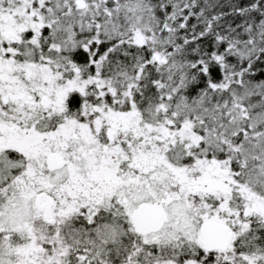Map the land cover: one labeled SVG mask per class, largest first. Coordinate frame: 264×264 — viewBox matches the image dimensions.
<instances>
[{"label":"snow or ice","instance_id":"6c2138e0","mask_svg":"<svg viewBox=\"0 0 264 264\" xmlns=\"http://www.w3.org/2000/svg\"><path fill=\"white\" fill-rule=\"evenodd\" d=\"M0 264H264V0H0Z\"/></svg>","mask_w":264,"mask_h":264}]
</instances>
